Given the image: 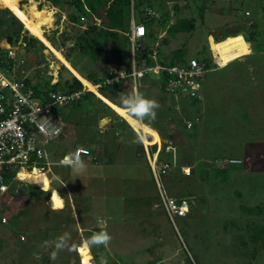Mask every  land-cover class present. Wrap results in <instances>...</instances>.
Masks as SVG:
<instances>
[{"label":"rangeland","instance_id":"374dc122","mask_svg":"<svg viewBox=\"0 0 264 264\" xmlns=\"http://www.w3.org/2000/svg\"><path fill=\"white\" fill-rule=\"evenodd\" d=\"M151 7L160 19L167 11L170 18L166 26L158 19L146 24L153 34L143 40L146 48L158 49L167 60L184 49L186 59L207 56L210 68L216 66L214 59L226 67L202 78L201 98L195 102L166 95L158 76L149 73L136 84L128 78L95 93L114 110L107 116L94 113L87 101L83 107H60L54 115L62 119L64 133L48 144L46 159L35 170H21L10 190L0 193V207L9 219L3 224L0 217V264H264V173L256 176L244 165H230L226 175L217 171L228 168L225 160L232 157L246 162L254 142L262 141L264 158V0H147L141 5L142 10ZM141 9H135L137 23L144 17ZM104 11L99 7L94 20ZM9 12L22 22V33L28 31L46 49L36 46L30 52L23 35L16 46L9 44L7 36L18 27ZM186 18L194 19L195 30L169 33L170 25ZM69 20L49 0H0V47L7 50L4 64H13L0 71L46 86L73 76L88 81L86 74L101 77L108 68L131 66L129 47L122 57L111 51L123 47V35L110 42L113 48L102 53L99 63L72 49L91 20L85 18L81 27ZM131 91L159 103L155 120L138 124L115 104ZM189 121L194 122L191 129ZM146 139L152 159L174 158L163 188L191 201L186 217L166 212ZM79 146L88 156L85 169L75 172L63 160ZM166 146H172L171 152ZM97 149L101 161L95 163ZM101 231L110 234L107 245H90L89 238ZM65 233L67 242L57 249Z\"/></svg>","mask_w":264,"mask_h":264},{"label":"built area","instance_id":"2783aa9c","mask_svg":"<svg viewBox=\"0 0 264 264\" xmlns=\"http://www.w3.org/2000/svg\"><path fill=\"white\" fill-rule=\"evenodd\" d=\"M145 11L146 16L150 18L158 17L152 8H147ZM82 21H86L85 18H82ZM147 34V26L141 22L137 23L133 14L130 30L124 32L131 44V66L110 68L107 75L102 76L103 81L95 85L97 89L99 90L102 86L122 84L128 78L136 84L139 79L154 73L158 76L161 89L166 95L189 102L199 100L202 90L200 80L210 71L222 68V65L214 59L217 66L212 69L205 63H200L197 58L187 59L186 64L167 65L161 62L155 48L146 57L143 54L138 55L145 49L141 40ZM8 54L10 58H14L12 48L9 49ZM149 58L151 63H148ZM7 73L11 74L12 71L7 70ZM26 79L12 78L0 71V193L2 195L10 190V184L5 182L4 170L17 171L15 180L21 170L37 169L42 163L41 159H46L45 150L48 144L64 133L62 119L57 120L54 114L60 107L73 104L88 91L86 86L84 90L72 93L48 91L47 98L42 99L38 97L33 85ZM193 127L194 122H187V128ZM144 146L148 151L150 169L158 185L166 212L172 217H186L191 210V201L187 198L177 199L170 196L163 188L164 177L170 172L173 162L159 163L152 159L153 156L148 150L150 146L145 143ZM164 150L171 152L172 146H166ZM75 152H79L81 159L87 154V150L82 147H77L73 153ZM242 163L240 159L225 160L228 166ZM217 164L225 167L223 161H217ZM0 217L3 224L9 220L2 207H0Z\"/></svg>","mask_w":264,"mask_h":264},{"label":"trees","instance_id":"16d2710c","mask_svg":"<svg viewBox=\"0 0 264 264\" xmlns=\"http://www.w3.org/2000/svg\"><path fill=\"white\" fill-rule=\"evenodd\" d=\"M49 1L52 3L54 7H57L64 12H67L70 18L69 22L75 26H79V27L82 26V18H88L91 20L87 28L83 30V32L80 35H78V37L76 38L75 44L72 49L74 50L79 49L82 53L88 55L92 61H94L95 63H99L103 61L102 53L113 48L110 42L118 40L124 36L123 47L119 45L118 49L113 48L111 51L114 53H118L120 57H122L126 49L129 47V49L127 50L129 51L128 52L129 53L128 62L130 63L131 53H132L131 46H130L131 44H130L129 38L124 35V32H127L130 30V20H132L133 14L135 17V9L137 7L141 9V5L147 0H49ZM103 6L105 8L104 14L100 18V20L95 21L94 16L98 13V8L103 7ZM148 6L150 7V5ZM141 11L144 16L142 18L141 23L146 25L147 23L149 24V22H155L158 19V20H161V24L163 26L168 25V22H169L168 18H170L169 13H168L169 11L164 13L161 19L160 17L150 18L146 16L145 9L144 10L141 9ZM9 13L11 15L12 21H14L18 25L15 31L17 32L16 37L13 38V35L15 33L14 32L13 34H9L6 38L9 44H11L12 46H16L19 39L23 35L24 41L27 43V47L30 52L34 51L33 48L36 46L37 48L35 49H38L41 52L44 49H46V47L42 44L40 40H38L34 36H29L28 31H25V34H23L22 33L23 32L22 22L19 19H17L11 12ZM249 26L252 29L257 28L256 24L255 25L252 24ZM195 28L196 26H195L194 19L186 18V19L180 20L174 25H170L169 33L173 35L179 34V33H187V32H192L193 30H195ZM148 36L152 38L153 34L149 31L146 37ZM146 37H144L141 40V43ZM67 40L69 41L70 39H67ZM247 40L250 42L249 39ZM49 41L51 42V44H55L54 40H52L51 38H49ZM124 47H126V49ZM153 49H149L145 47V49L142 50V53L139 52L138 55L143 54L146 57L148 54L153 52ZM237 50L239 54L245 53V52H242V49L237 48ZM158 53H159L161 62L167 65H171L175 63L186 64L187 62L184 49H179L175 51L172 59H169V60L164 59L159 51ZM6 55H7V50L5 51L0 47V67L11 68L13 64L10 61L8 62L7 65L4 64V61L7 60ZM66 58L70 63H73L71 54H68ZM121 59L123 60V58ZM197 59H199L200 63H205L207 67H210V60L207 56H203L202 58L197 57ZM151 62L152 61L149 58L148 63H151ZM63 68L66 69L65 66H63ZM109 69L110 68H108L105 71L104 75H107V72L109 71ZM85 79L88 81H81L75 76H73L71 80H63L62 78H60L59 81L54 83L53 85H50V83H46V86L42 84H36V85H33V88L37 92L39 98L45 99L48 96L47 94L48 91H61L63 93H72L75 91L84 90L87 87L89 90L79 100L74 102L72 105L83 107L82 103L87 101L88 103L92 104L91 107L94 113L98 114L99 112H101L104 115H106L108 111L111 110V108L106 103H103L99 98H96L97 95L95 93H97L98 91L101 92V91H105L106 89H111L113 87L118 86L119 84H116L114 86H107V87L102 86L98 90L95 85H98L103 81L102 76L100 77L98 73L95 72L93 74H86ZM27 82L29 84H32L29 78L27 79ZM89 84L91 85L88 86ZM119 119L122 123H126L125 119L123 118H119ZM176 119L177 117L174 120L175 122L178 123V120L176 121ZM150 123L152 126L155 125L153 121H150ZM105 153H106V150H105ZM94 156H93V161L95 163L101 161V159L99 160L98 156H95V157ZM84 157H87V155ZM238 165H241V164H238ZM226 170L228 169L220 168V170H217V171H221L222 173H224ZM16 172L17 171H12V170H7V169L4 170L3 175L5 176V182L7 184H11L13 182L14 178L16 177ZM263 246H264V242H263Z\"/></svg>","mask_w":264,"mask_h":264},{"label":"clouds","instance_id":"9594fccd","mask_svg":"<svg viewBox=\"0 0 264 264\" xmlns=\"http://www.w3.org/2000/svg\"><path fill=\"white\" fill-rule=\"evenodd\" d=\"M213 56L214 55L212 53V58L214 59ZM225 67L226 66H222V68H219V69H223ZM120 102L122 106L127 110L128 115L132 117L133 120L136 121L138 124H143L149 120H155L157 116V109L159 108V103L156 100L146 97L145 95L139 92L131 91V92H128L122 95L120 98ZM63 163L66 165H69L75 172H81L86 167V163L85 161L81 159L79 152H75V153L70 154L69 156H66L63 160ZM67 239H68L67 233L60 236L58 238V243L56 245V248L57 249L63 248L67 242ZM110 239L111 237L109 233H107L106 231H101L98 233H94L89 238L88 243L90 245H100V244L107 245ZM54 255H55V252L53 253V256Z\"/></svg>","mask_w":264,"mask_h":264},{"label":"crops","instance_id":"0c3cea01","mask_svg":"<svg viewBox=\"0 0 264 264\" xmlns=\"http://www.w3.org/2000/svg\"><path fill=\"white\" fill-rule=\"evenodd\" d=\"M98 22V21H97ZM99 23V22H98ZM252 47V46H251ZM252 50H253V52H252V54L251 55H253L254 54V52H255V50L253 49V47H252ZM247 56H249V55H247ZM246 57V56H245ZM72 64V63H71ZM84 78H85V76H83ZM160 88H161V86H160ZM98 97V96H97ZM262 104H263V98H262ZM117 103H115V104H118V106H122L121 105V102H120V100L119 101H116ZM112 110V109H111ZM93 111V110H92ZM113 112H114V110H112ZM116 116H118L117 114H116ZM156 123V122H155ZM77 132V131H76ZM160 133V136H162V133H163V131H161V132H159ZM164 135V134H163ZM262 142V141H261ZM261 142H254V143H251V144H249L248 145V148H250L249 150H248V154H249V158H248V160L245 162L244 160H243V164H241V165H244L245 166V169H249V168H251V169H253L252 171L253 172H256L255 174H256V176H262L263 175V170H264V158H263V143H261ZM97 144V143H96ZM96 147H99V145L97 144V146ZM156 147V146H155ZM84 148V147H83ZM84 150H86V149H84ZM247 151V150H246ZM246 151H244V153L246 152ZM48 152V151H47ZM98 153H99V150L97 149L96 150V152H95V156H98ZM88 156V155H87ZM94 156V157H95ZM243 157H244V155H243ZM248 157V156H247ZM86 158L87 157H83V159L82 160H86ZM232 158H235V159H238V158H240V157H232ZM241 159V158H240ZM92 160H93V158H92ZM172 161H174V158L172 159ZM236 166V165H235ZM230 167L231 166H229L227 169H230ZM242 171H244V170H241V171H239L241 174L240 175H242ZM248 171V170H247ZM247 171H245V172H247ZM227 170L223 173L224 175H226L227 174ZM239 172H237L236 174L234 173V175H237ZM244 174V173H243ZM3 197V196H2ZM22 234V236H21V238L22 237H24L25 239H26V233L25 232H23V233H21ZM81 236H82V234H81ZM84 240V239H83ZM46 241V240H45ZM44 241V242H45ZM83 242V241H82ZM80 246V245H79Z\"/></svg>","mask_w":264,"mask_h":264},{"label":"bare ground","instance_id":"6f19581e","mask_svg":"<svg viewBox=\"0 0 264 264\" xmlns=\"http://www.w3.org/2000/svg\"><path fill=\"white\" fill-rule=\"evenodd\" d=\"M65 65V64H64ZM88 86H90V85H88ZM146 145H150L151 143L149 142V140H147L146 139V143H145Z\"/></svg>","mask_w":264,"mask_h":264},{"label":"water","instance_id":"95a60500","mask_svg":"<svg viewBox=\"0 0 264 264\" xmlns=\"http://www.w3.org/2000/svg\"><path fill=\"white\" fill-rule=\"evenodd\" d=\"M202 201L204 202V200L202 199Z\"/></svg>","mask_w":264,"mask_h":264},{"label":"snow or ice","instance_id":"6c2138e0","mask_svg":"<svg viewBox=\"0 0 264 264\" xmlns=\"http://www.w3.org/2000/svg\"><path fill=\"white\" fill-rule=\"evenodd\" d=\"M142 31V30H141Z\"/></svg>","mask_w":264,"mask_h":264}]
</instances>
